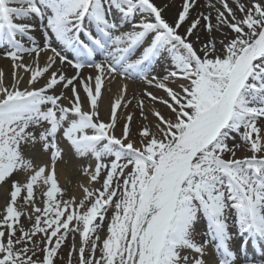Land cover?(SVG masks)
Returning a JSON list of instances; mask_svg holds the SVG:
<instances>
[{
    "label": "snow or ice",
    "instance_id": "1",
    "mask_svg": "<svg viewBox=\"0 0 264 264\" xmlns=\"http://www.w3.org/2000/svg\"><path fill=\"white\" fill-rule=\"evenodd\" d=\"M218 3L223 10L215 9L213 23L211 13L190 19L195 0H184L172 22L154 0H0V48L13 61L15 81L9 87L0 79V183L27 174L24 183L12 182L10 202L0 211V264H54L69 233L81 237L69 253L78 255V264H237L236 240L243 264H264L247 256L249 243L264 246V0ZM201 19L206 41L198 34ZM224 27L232 35L217 42L211 34ZM44 51L51 53L45 66L22 63L24 54L38 58ZM57 61L74 74L50 71ZM165 62L161 75L156 69ZM21 67L30 72L24 88L15 73ZM85 68L95 75L85 76ZM116 76H140L166 93L161 99L145 92L169 112L154 111L155 123L142 125L138 140L131 136V114L117 135L123 95L107 121L100 117L102 85ZM177 79L186 81L178 91L170 86ZM237 135L241 143L230 145ZM61 142L95 160L85 168L91 182L103 174L101 187H84L79 201L64 200L58 186ZM37 143L50 155V170L25 155ZM244 149L250 154H237ZM38 183L46 187L45 207L34 208V223L25 230L18 197L26 192L25 206L34 204ZM201 217L206 239L198 241ZM37 233L44 236L43 259L34 258Z\"/></svg>",
    "mask_w": 264,
    "mask_h": 264
},
{
    "label": "bare ground",
    "instance_id": "2",
    "mask_svg": "<svg viewBox=\"0 0 264 264\" xmlns=\"http://www.w3.org/2000/svg\"><path fill=\"white\" fill-rule=\"evenodd\" d=\"M241 2L247 3V0H241ZM154 3H156L158 7L163 9L162 15L167 20L172 22L177 18L178 13L182 10V5L184 3V0H154ZM210 4H214L215 8L210 7L209 6ZM229 4L230 6L235 7L234 0H229ZM216 8H220L221 10H223L222 6L218 3V0H195L194 6L190 9V19L196 18L201 13L205 15L211 13L212 22L215 23V16H216L215 9ZM32 22L35 23L36 21H32ZM203 25H204V20L201 19V25L199 26L200 31L198 34L200 36L201 41H206L209 38V34L206 31H204ZM186 27H187V24L183 25L180 31L183 32ZM34 35L37 37L38 40H40L39 31H36ZM231 35H232L231 30L228 29L227 27L222 28L220 31H214L211 34V36L215 38L217 42H219L220 40H224L225 37L230 38ZM40 43L42 44V40H40ZM195 46L197 48L200 47L199 44H196ZM219 47L220 45L219 43H217V48ZM4 52H5V49L0 48V74H2V77H0V79H2L3 83H6L7 85H9L11 83L12 84L14 83L13 61L10 58H7L4 55ZM29 55L31 54H24L23 58ZM32 55L36 57L34 53ZM49 55H51V53L48 51L42 52L38 58L36 57V61H34V63L32 64L33 68L37 66L39 67L45 66L46 63L48 62L47 57ZM98 58L99 57H97V59ZM56 65L60 66V68L64 71L66 70V71L74 72V69L68 66L67 64L61 66L59 61H57ZM54 67L53 69H50V71H53ZM22 72H23V67L15 69L17 78H21V76H23ZM89 73H92V75H95V71L93 69H89V71L83 70V74L85 76H87ZM71 75L73 74L70 73L68 76H71ZM29 79H30V72H28L26 75L24 74V77L22 78V81L20 83L21 88L29 86L28 85ZM47 79H48V74H45L43 76V80L46 81ZM106 80L104 81L102 85V87L104 85L105 87L102 88L101 97L98 98V107H99L101 119H104L105 121L107 120V117L110 116L111 108L115 100L119 98L121 95H123L124 99L121 101V106L117 109V114L118 113H122L123 115L126 114L125 115L126 117L129 114L133 116V120L131 121V124H130L131 136L133 140H138L137 133L139 132L141 126L148 125V124H154L153 122L148 121V118L147 120H145L144 117H147V116L152 117L153 116L152 113L156 111L157 108L154 107V105H152L149 101H145L144 98H142L140 95H136L134 99L132 98L130 99V101H128V99L124 96V94L130 92L129 90L132 87L131 83H129L130 79L124 80V78L116 76L115 78H108ZM45 81L44 82L42 81L38 85V87L42 86L45 83ZM108 81H110V83H107ZM125 85L127 86L126 89L124 87ZM62 90L63 89L61 86H58L56 88L57 93H59ZM68 92L70 91H67L66 93ZM80 95L83 99L86 94L83 91H81ZM141 100L143 101V104H144V108H143L144 116L141 115V107L139 104ZM63 103L67 104L68 101L64 100ZM83 103H84L85 109H87L89 107V102L87 100H84ZM168 112H169V109L167 107H164L163 110L161 111V113L164 115H168ZM121 126L123 125H120L119 128ZM120 131L121 129L119 130V133H118V128L116 129L117 135L120 134ZM229 143L230 145L233 143L235 144L241 143V137L237 135L235 137V140L229 141ZM61 147L64 149L63 157L59 158L55 164V172H56V177L58 180V186L61 187V189L63 190L64 200H69L75 197L76 200L79 201L80 199L83 198V195H84L83 188L88 185V182L85 180L83 176L81 175L78 176L77 174H79L78 172L79 169L83 170L86 167L87 164L85 162L89 160H93V158L91 156L89 158L88 157L87 158L78 157L68 147L66 142H61ZM237 154L242 156V155H248L250 154V152H247V150L244 153H241L238 151ZM25 155L26 157L31 158L33 160V164L35 167L48 165L49 170L51 169L52 165H51L50 155L42 149V145L40 143H37L35 146L26 147ZM75 175L77 176V179L80 180V182H77L79 186L74 185L73 189H69L68 191H70V193L67 196V193L63 187L67 186L68 181ZM26 179H27V174L24 171H19L16 174H14L11 178L7 179L6 182L8 183V185L9 183L12 185L13 181H20L21 183H24ZM87 179L89 181L88 177ZM72 182L75 183L76 179L73 178ZM42 190H46V187L43 186L41 183H38L37 185L34 186V204H29V206L33 205L35 207H40L41 209H43L42 206L45 205V203L44 202L41 203V200H40L41 195H38V193L40 194ZM6 193H7V189L6 191H4V194ZM25 195H26V192L21 193L20 198L24 200L23 197ZM234 219L235 218L232 217L233 221ZM202 221L199 220L198 222L201 223ZM26 223H28L27 219L25 221V224ZM202 224L206 228V221L202 222ZM232 230H234V232L237 231L234 224H232V226L230 227V231ZM196 239L198 241H203L204 239H206L205 233L203 232L198 233V235H196ZM233 247L236 248L238 252V256H239V260L237 261V264H243V255L239 252V240H236L233 242ZM262 249H263L262 246L254 248V246L253 245L251 246V243H250V245H248V248H247L248 258L254 261L264 260V251H262ZM211 251H212V248L209 247L208 252H211ZM205 258L208 259L209 257L206 255Z\"/></svg>",
    "mask_w": 264,
    "mask_h": 264
},
{
    "label": "rangeland",
    "instance_id": "3",
    "mask_svg": "<svg viewBox=\"0 0 264 264\" xmlns=\"http://www.w3.org/2000/svg\"><path fill=\"white\" fill-rule=\"evenodd\" d=\"M126 27L127 26H125V28ZM122 30H125V29H122ZM25 43H28V42L25 41ZM34 61H36V57H34V55L31 54V55L23 58L22 62H23V64H26V65L27 64L32 65L34 63ZM55 68L61 69L60 66H58V65H56ZM167 68H168V64H167V62H165L163 66H158L156 71L158 73H160L161 75H163V74H166ZM62 71L66 75H69L70 73L74 74V72H70V71H66V70L65 71L62 70ZM84 71H86V69H84ZM27 73H28V71H25L23 68V72H22L23 76H21V77L23 78L24 74L26 75ZM118 77H120V76H118ZM42 79H43V77H41L39 79V82L37 84H35L34 86L38 87V85L41 83ZM124 80H126V79H124ZM21 81H22V79L19 80V86H20ZM42 81L44 82L45 80H42ZM14 83H15V81H14ZM107 83H110V81H108ZM129 83H131V85H132V87L129 90L130 92L128 91L129 93L124 94V96L128 99V101H130V99H132V98L134 99V97H136V95H140L142 98H144L145 101H149L152 105H154V107H156L157 110H159L160 112L163 110L164 107H167L166 105H164L163 103H161L159 101H156V102L152 101L148 96L145 95V92L147 91V92H152L156 96L158 95L157 97H160L161 99H167L166 93L163 90H159L154 86H149L143 80V78L140 76L130 78ZM183 83H186V81L177 79V80L173 81L170 86H172L174 89H176L178 91L179 90L178 85L183 84ZM3 84L5 86H9V87L12 85V83L9 85H7L6 83H3ZM104 87H105V85L102 88H104ZM67 94L70 96L71 92L66 93V95ZM125 115H123L122 113L117 114V116L119 118V123L117 125L118 133H119V130L122 128V126L120 128H119V126L123 125V123L125 122V119H126ZM109 117L110 116L107 117V120L109 119ZM147 118H148V121L155 123V117L154 116H152V117L147 116ZM147 118L145 120H147ZM238 144H240V143H238ZM242 151H246V149H244ZM85 163L87 164L86 167L90 164L94 166L95 160L94 159L89 160V161H86ZM85 168L83 170L79 169V171H78L79 174H77L78 176L79 175L83 176L85 178V180L88 182V185L85 187L100 188L101 183H102V179H103V174L101 176L100 182H91L89 175L85 172ZM87 177L89 178V181H88ZM73 178L76 179L75 183L72 182ZM77 182H80V180H78L77 176L75 175L68 181L67 186H65L66 188L63 187L67 193V196L70 193V191H68L69 189H73L74 185L79 186ZM6 189H7V193L4 194V191H6ZM11 191H12V185L10 183H9V185L7 182L0 183V211H3L6 207V205L10 202ZM45 191L46 190H42L40 192V194L38 193V195H41V198H40L41 203H43V202L45 203V199H46V197L44 196ZM22 193H23V191H22ZM18 205L21 206L24 210V215H22L20 218V225H22L25 230H28L29 228L32 227V224L34 223L35 215H37V213L34 211L35 206H33V205H30L31 207L29 205L25 206V201L22 200V198H20V197L18 198ZM42 207L44 208L45 205H43ZM111 214H112V210L110 209L108 215L110 216ZM29 217H31V219H29ZM26 219L28 220V223L25 224ZM200 219L203 220L202 222L205 221V219L203 217H201ZM202 222L201 223L198 222L196 227H195V234L196 235H198L199 232H206V231H204V230H206V228H204V225L202 224ZM73 224H75V222H73ZM106 228H107V221L105 222V224L102 226L101 230L98 233L102 239L106 236ZM231 232L233 234L236 233V232H234V230H232ZM20 234L21 233L19 231L16 233L17 236H20ZM32 239L36 244V251H37V256L34 258L43 259V256L45 253L40 251V249H42L44 247V244L42 243V241L44 240L43 234L37 233L35 236H33ZM53 239H55V238H53ZM80 243H81V237L79 234L69 233L66 241L61 245V249L59 250V253H58V255L54 261V264H69V260H71V264H78V255L75 252H72L71 256H69V253L72 251L73 244H75L76 249H78L80 247ZM249 245H250V243H249ZM28 246L32 247L33 246L32 242H29ZM251 246H252V244H251ZM99 254L100 253L97 252V256H99ZM86 255H87V253H86Z\"/></svg>",
    "mask_w": 264,
    "mask_h": 264
}]
</instances>
